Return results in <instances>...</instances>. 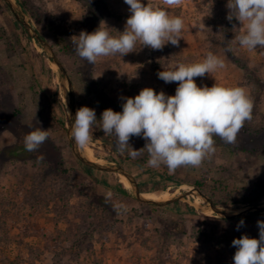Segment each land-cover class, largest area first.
I'll use <instances>...</instances> for the list:
<instances>
[{
  "label": "rangeland",
  "instance_id": "1",
  "mask_svg": "<svg viewBox=\"0 0 264 264\" xmlns=\"http://www.w3.org/2000/svg\"><path fill=\"white\" fill-rule=\"evenodd\" d=\"M143 2L183 19L179 46L169 43L161 51L138 42L132 53L99 57L89 64L76 54L72 37L82 28L89 33L95 31L101 22L111 35L118 36L130 15L124 0H39L30 4L33 16L19 0H12L13 8L0 0V196L11 195L12 187L21 182L27 189L23 197L27 210L43 193L40 186L62 184L70 179L71 171H81L87 165L77 156L84 157V152L89 159H101L99 166L123 169L139 191L138 182L146 183L147 190L141 194L167 191L172 194L169 199L175 198L161 205L144 202L137 198L133 185L130 189L123 186L119 172L88 165L97 183L91 190L74 192L63 199L60 214L71 207L68 222L60 219L52 229L50 218L60 215L56 207L47 211L50 218L38 219L39 225L51 233L58 228L66 231L68 239L46 250L42 238L32 235L19 246L13 238L15 226L8 222V227H0V264H204L197 253L200 242L192 238L197 229L213 230L211 235L217 236L258 232L257 221H264V211L226 217L215 212L209 200L227 215L264 206V197L256 204L215 203V199L236 196L243 187L264 186V48L248 51L238 45L235 38L245 28L239 21L226 18L227 0H183L173 7L164 5L163 0ZM62 35L71 45L68 51L63 50ZM209 51L222 58L225 67L195 78L197 85L241 86L253 101L252 119L244 123L235 143L226 144L215 137L214 154L198 167H180L174 173L164 165H147L149 157L142 149L145 140L141 137L133 136L129 141L134 150L142 149L139 156L132 158L131 149L121 154L115 138L99 126L102 112L108 108L121 112L122 98L134 97L145 87L174 95L178 84L165 83L157 73L176 63L201 62ZM52 54L62 64L63 73L52 66ZM67 78L75 104L73 118L68 114ZM100 103L108 108H101ZM83 106L94 109L99 119L91 141L81 148L71 137V126L77 109ZM39 126L50 131L40 153H34L35 157L28 153L12 155L8 147L16 142L21 130L29 133ZM41 154L44 160L37 162ZM202 179L204 185L199 188L194 181ZM183 184L186 189L180 187ZM106 185L124 189L127 199L122 210H117L115 202L102 199L109 197ZM81 218L91 223L77 232ZM242 219L244 225L237 230ZM73 234L78 235L71 238ZM3 255L8 257L5 261ZM225 258L219 264H233V257L229 263Z\"/></svg>",
  "mask_w": 264,
  "mask_h": 264
},
{
  "label": "clouds",
  "instance_id": "2",
  "mask_svg": "<svg viewBox=\"0 0 264 264\" xmlns=\"http://www.w3.org/2000/svg\"><path fill=\"white\" fill-rule=\"evenodd\" d=\"M129 6V17L124 30L113 36L107 27L93 32L81 31L73 36L76 54L89 64L99 57L119 54L121 57L142 47L163 50L171 44L179 46L184 22L160 6L145 4L143 0H124ZM183 0H163L168 7L180 6ZM227 19L239 21L245 31L235 39L241 48L253 51L264 48V0H227ZM231 51V47L227 48ZM222 58L209 51L198 63H176L169 70L159 71L158 78L165 83L178 84L174 95L157 93L145 87L134 97H123L122 111L105 109L99 119L101 130L115 138L117 150L136 158L142 149L148 153L147 165L167 167L174 173L180 167H198L205 158L215 153V137L226 144L235 143L244 123L252 119L253 101L241 86H198L195 78L223 69ZM70 117H73L68 112ZM94 109L83 106L77 109L71 126V137L78 147H85L92 139L97 125ZM141 137L145 147L134 150L131 137ZM49 129L37 127L24 137L25 150L36 152L49 139ZM44 160L43 154L37 162ZM111 196V193L108 194ZM124 208L123 205L117 210ZM126 210V208L124 209ZM244 225L240 220L237 230ZM259 239L243 235L232 241L236 248L233 264H264V221H257Z\"/></svg>",
  "mask_w": 264,
  "mask_h": 264
},
{
  "label": "trees",
  "instance_id": "3",
  "mask_svg": "<svg viewBox=\"0 0 264 264\" xmlns=\"http://www.w3.org/2000/svg\"><path fill=\"white\" fill-rule=\"evenodd\" d=\"M36 1L39 0H19V4L31 16H33L30 12V4ZM93 16L96 17L95 15ZM84 20L86 21V18H84ZM83 30L84 29L82 28V31ZM65 38L66 37L62 35L61 42H64L62 47L64 51H68L70 50L71 45L68 42L64 41ZM99 105L103 109L108 108L105 103H100ZM116 112L120 111L116 110ZM26 134H28V131L22 129L20 135L16 136V142L8 147V150L12 155L15 154V156L20 157L24 156L25 153H28L30 154V156L35 157L36 154L34 153H37L41 151V148H44V145H42L36 152L26 151L23 139ZM20 138L23 139V142L20 140ZM217 143L219 144L218 140ZM90 159L94 160L96 158L90 157ZM71 172L72 173H70V179L66 182H63L62 184L53 183L50 185L46 184V187L40 186V190L43 193L28 206L27 210H25L24 208L23 200L24 194L26 193L27 189L25 188V186L21 185V182L12 187L11 195L4 194L0 196V227H8V222L12 223L13 227L15 226L14 229H16L13 238L16 242H18L19 246L25 244V238L32 235H37L38 237L42 238V241L45 242L44 248L46 250L53 249L55 247V244L59 247V245H62L63 242L68 239L66 238V231L59 230L58 228V231H56L55 233H51L53 231L50 232V230H46V227L39 225L38 219L40 217L50 218L48 217L47 211H53V208L55 207V212L57 214H60V208L62 207L61 203L64 202L63 199L65 197L70 196L74 192L80 193L82 191L91 190L97 183V179L92 176L91 167H89L88 165L83 166V169L81 171L73 170ZM21 176L19 177V181H22ZM42 179L43 178L41 177L38 180L39 183H41ZM194 183L199 188H201L204 185V179L195 180ZM138 186L140 191L147 190L146 183L142 182L141 180L138 182ZM262 187L264 186H261V188H259L258 185H255V187H243L240 193L236 194V196H231L230 198L226 199H215V203L218 204L222 202L229 205H234L237 203L256 204L262 197H264V188ZM105 188H107L108 190L110 189L109 192L111 193V196L109 197H102L105 202H115L117 206L123 205V201L127 199V197L123 194V192H125L123 188L113 189L109 188V185H106ZM51 202H57L58 204L52 206L50 205ZM69 209H71V207ZM69 209H66L64 211L62 208V213L60 215H57L58 219L56 217L50 218L53 230L60 219H65L68 222ZM122 209L123 208H120V210ZM81 220L82 222L79 221L80 223L77 226V232H82L83 229L86 228L87 225L89 226V223H91L85 218H81ZM256 231L258 232L249 233L248 236L250 238L259 239V228L256 229ZM212 232L214 234L213 230L207 232L205 231V229L199 228L195 231L192 237L194 240L200 242V245L197 246V253L199 254L200 262H203L204 264H211L213 262L219 264L220 261L224 260L223 258L225 257H227L225 259L228 261L234 256V253L236 251V248L232 246V241L234 239L240 238L242 235L231 232L230 234H222L217 236L211 235ZM76 235L73 234V237L71 236V238H74ZM7 258L8 257L6 255H3L4 261Z\"/></svg>",
  "mask_w": 264,
  "mask_h": 264
},
{
  "label": "water",
  "instance_id": "4",
  "mask_svg": "<svg viewBox=\"0 0 264 264\" xmlns=\"http://www.w3.org/2000/svg\"><path fill=\"white\" fill-rule=\"evenodd\" d=\"M12 8H13V3L11 0H5ZM20 19V18H19ZM20 21L23 23L24 27L25 28H28V25L25 21H22L20 19ZM36 39L45 44V42L40 39L38 36H36ZM51 61L58 67L59 71L61 73L64 72V69H63V66L62 64L57 60V58L55 57L54 54L51 55ZM67 83H68V91H69V99H70V113L71 115L73 116L74 114V110H75V104H74V100H73V93H72V90H71V83L69 81V79L67 78ZM73 118V117H72ZM77 156L80 158V160L84 163H86L87 165H90V166H93V167H96V168H99V169H105V170H114V171H117L119 172L120 174H123L124 176H126L128 178V180L131 182V184L133 185L134 187V191H135V194L137 196L138 199L144 201V202H147V203H151V204H154V205H161V204H166L168 203L169 201L171 200H174L175 198L173 199H167V200H164V201H153V200H148V199H145L143 197H141V193L139 190H138V187L136 185V183L134 181H132L131 177L121 168H114V167H102L101 165L99 166L96 162H92L90 160H88L87 158L85 157H82L81 155L77 154ZM209 204H210V207L217 213L219 214H222L226 217H236V216H241L243 214H247L248 212H254V211H257V212H261V211H264V206H261V205H255V206H252L251 208H254L253 211L249 209H246L244 211H241L237 214H230V215H227L224 211H222L221 209L217 208L216 205L211 201L209 200Z\"/></svg>",
  "mask_w": 264,
  "mask_h": 264
},
{
  "label": "bare ground",
  "instance_id": "5",
  "mask_svg": "<svg viewBox=\"0 0 264 264\" xmlns=\"http://www.w3.org/2000/svg\"><path fill=\"white\" fill-rule=\"evenodd\" d=\"M12 1V0H11ZM52 66L53 67H55V64H52ZM83 155H84V157L85 158H87L88 160H90V161H92V162H96V163H102V160L101 159H94V160H92V159H89V157H87L86 155H85V153L83 152ZM105 161V160H104ZM120 181H121V183L123 184V186L125 187V188H127V189H130V188H132V184H131V182L128 180V178L126 177V176H124L123 174H120ZM126 180V182H127V184H126V182H125V180ZM181 188H184V189H186V185H181L180 186ZM162 190V189H161ZM172 194L171 193H169V192H167V191H159V192H148V193H143V194H141V197H143V198H145V199H148V200H153V201H162V200H167V199H169V197L171 196ZM162 197H164V198H162ZM156 198H160V199H156Z\"/></svg>",
  "mask_w": 264,
  "mask_h": 264
}]
</instances>
